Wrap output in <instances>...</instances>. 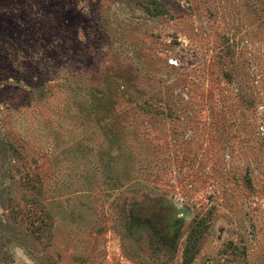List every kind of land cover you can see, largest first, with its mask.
I'll return each mask as SVG.
<instances>
[{
    "label": "rangeland",
    "instance_id": "obj_1",
    "mask_svg": "<svg viewBox=\"0 0 264 264\" xmlns=\"http://www.w3.org/2000/svg\"><path fill=\"white\" fill-rule=\"evenodd\" d=\"M0 264H264V0H0Z\"/></svg>",
    "mask_w": 264,
    "mask_h": 264
},
{
    "label": "trees",
    "instance_id": "obj_2",
    "mask_svg": "<svg viewBox=\"0 0 264 264\" xmlns=\"http://www.w3.org/2000/svg\"><path fill=\"white\" fill-rule=\"evenodd\" d=\"M151 3H152V7H151L152 12H154V13L158 12L159 9H160V8H159V4L156 3L155 1H152Z\"/></svg>",
    "mask_w": 264,
    "mask_h": 264
}]
</instances>
